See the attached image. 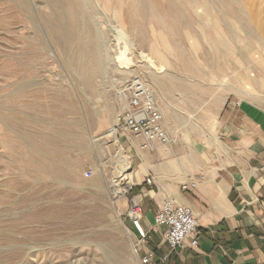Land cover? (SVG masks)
<instances>
[{
  "label": "rangeland",
  "instance_id": "374dc122",
  "mask_svg": "<svg viewBox=\"0 0 264 264\" xmlns=\"http://www.w3.org/2000/svg\"><path fill=\"white\" fill-rule=\"evenodd\" d=\"M263 45L264 0H0V264H140L125 214L147 148L112 131L131 83L162 110L156 146L216 145L226 97L264 105Z\"/></svg>",
  "mask_w": 264,
  "mask_h": 264
},
{
  "label": "crops",
  "instance_id": "0c3cea01",
  "mask_svg": "<svg viewBox=\"0 0 264 264\" xmlns=\"http://www.w3.org/2000/svg\"><path fill=\"white\" fill-rule=\"evenodd\" d=\"M234 101L226 97L218 111L216 145L178 132L171 148L140 150L136 173L143 224L151 225L172 197L194 210L199 226L198 247L171 253L168 264H264V105ZM191 180L197 184L182 190ZM128 232L135 240L132 226ZM151 251L156 259L168 252L161 231L139 253Z\"/></svg>",
  "mask_w": 264,
  "mask_h": 264
},
{
  "label": "built area",
  "instance_id": "2783aa9c",
  "mask_svg": "<svg viewBox=\"0 0 264 264\" xmlns=\"http://www.w3.org/2000/svg\"><path fill=\"white\" fill-rule=\"evenodd\" d=\"M115 133H123L142 141V147L153 150L156 144L168 145L172 139L163 124V113L158 105L155 95L150 86L137 78L130 85L129 101L116 115L112 127ZM90 174V172H87ZM120 178V177H119ZM117 178L113 189L114 196L126 197L133 190V185L127 179ZM146 183L151 184L152 178L147 177ZM197 184L191 180L182 184V190H187ZM123 186V187H121ZM133 202L127 209L126 216L130 220L137 237L134 246L139 254L141 264H168L171 253L179 250L197 248L199 244V226L194 210L176 201L167 198L161 208L154 214L153 223L146 227L143 224V208L137 202L136 197L130 199ZM162 232L168 252L155 258V252L140 255L139 251L144 244L156 232Z\"/></svg>",
  "mask_w": 264,
  "mask_h": 264
},
{
  "label": "bare ground",
  "instance_id": "6f19581e",
  "mask_svg": "<svg viewBox=\"0 0 264 264\" xmlns=\"http://www.w3.org/2000/svg\"><path fill=\"white\" fill-rule=\"evenodd\" d=\"M253 17H254L253 18V20H254L255 19V15H253ZM258 39H259V37H257L256 40H258ZM116 159H117L118 162H120L118 164L122 166L121 168H119L122 173L125 172V171H127V170H129L131 168V161L128 159V157L126 156V154L122 150V148L119 149V152L116 155Z\"/></svg>",
  "mask_w": 264,
  "mask_h": 264
}]
</instances>
